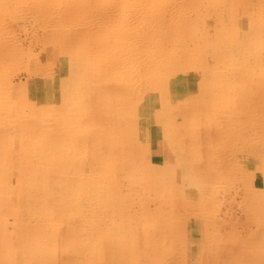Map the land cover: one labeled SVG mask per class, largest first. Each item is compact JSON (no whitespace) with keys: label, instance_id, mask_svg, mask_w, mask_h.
Instances as JSON below:
<instances>
[{"label":"rangeland","instance_id":"1","mask_svg":"<svg viewBox=\"0 0 264 264\" xmlns=\"http://www.w3.org/2000/svg\"><path fill=\"white\" fill-rule=\"evenodd\" d=\"M0 264H264V0H0Z\"/></svg>","mask_w":264,"mask_h":264},{"label":"bare ground","instance_id":"2","mask_svg":"<svg viewBox=\"0 0 264 264\" xmlns=\"http://www.w3.org/2000/svg\"><path fill=\"white\" fill-rule=\"evenodd\" d=\"M208 53V52H207ZM198 85V84H197ZM190 96V95H189ZM154 111V110H153ZM145 112V111H144ZM145 114V113H144ZM159 119V118H158ZM99 260V259H98Z\"/></svg>","mask_w":264,"mask_h":264}]
</instances>
